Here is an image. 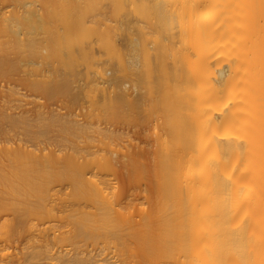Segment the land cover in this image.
<instances>
[{"label":"bare ground","instance_id":"bare-ground-1","mask_svg":"<svg viewBox=\"0 0 264 264\" xmlns=\"http://www.w3.org/2000/svg\"><path fill=\"white\" fill-rule=\"evenodd\" d=\"M27 1L30 2L0 0V82L7 88L0 90V244L5 246H0V251L4 252L13 242L20 247L24 226L30 219L57 217L46 203L49 188L42 193L50 180L71 182L73 197L87 200L92 210H72L71 215L67 212L72 227L58 234L51 229L49 238L52 236L54 241L43 236L48 235V228L38 229L43 232L40 237L39 233L35 235L40 244H30L34 249L29 247L26 252L22 251L23 246H16L18 253L12 257L2 252L5 258L0 252V264H114V259L106 255L108 252V258L103 252L102 258L95 254L92 257V251L86 252L75 240L102 239L103 251L112 246L116 249L113 240L125 229L134 244L133 248L128 246V252L117 247L115 252L122 255L119 264H264V0H83L86 15L90 16L87 22L71 13L69 20L61 19L63 22L57 25L60 18L54 17L51 25L57 22V28L51 29L50 25L51 30L45 29L39 40L37 34L36 38L33 35L36 28L43 29L39 23L42 17L51 16L54 7L65 4L60 0H40L43 8L38 12L43 11L39 14L35 11L37 5L34 10H30L33 6L28 9ZM43 4H47L46 12ZM69 6L76 8L67 5L68 11ZM121 15L125 19L128 16V20L120 19ZM115 17L114 21L120 23H114ZM120 31H126V37ZM40 32L37 33L41 35ZM117 39L126 42L122 44H127L129 52L116 44ZM49 43L51 56H57L60 47L71 48V58L60 60L71 72L76 61L72 47L86 48L89 59L97 44L117 60V71H122L123 76H134L141 89L135 86L146 92H142L146 102L140 93L137 96L141 100L133 99L130 93L128 96L122 75H116V83L109 80L116 85L115 91V86L111 87L112 95L110 87L106 91L101 85L103 93L109 96V92L112 99L111 103L105 101L108 99L103 94V102L108 103L116 117L132 118L142 111L156 116L154 124L149 122L155 132L147 130L148 135H156V141L151 139L154 149L134 144L130 148H136H129L126 154L130 160L125 163L127 168L138 174L147 170L151 177L145 205L138 207L137 218L120 210L115 201L118 192L109 194L112 185L103 176L106 171L116 170L111 142L124 134L128 136L129 129L123 128L127 135L119 129L123 124L120 127L118 122L115 128L110 123L99 127L103 133L100 139L92 132L89 139L81 141L73 133H83L84 122L68 119L69 112L64 119V111L58 115L56 108L48 111L50 104L34 105L33 100V105L28 101L31 107L25 106L27 102L22 104L30 90L33 93L29 96L46 94L50 95L48 98L59 89L69 91L67 76L60 80L48 76L46 81L32 78L42 66L35 64L34 70L29 63L35 60H30L40 55L39 45L46 48ZM119 48L129 57L132 55L133 60L125 61ZM26 56H31L30 62ZM35 59L37 63L39 60ZM25 61L26 68L27 64L30 66L28 71ZM45 76L44 72L42 79ZM19 85L28 88L23 89L26 92L22 95L28 92L24 101ZM94 93H98L96 89ZM146 125L144 130L148 129ZM143 129L130 132L140 134ZM99 131L97 135H101ZM143 134L145 137V131ZM138 137L142 140V135ZM94 138L97 142L104 140L107 150L102 156ZM86 139L89 141L84 143ZM66 238L72 252L68 247L64 249L67 252L53 248L52 242L59 244ZM42 259L48 261L41 262Z\"/></svg>","mask_w":264,"mask_h":264},{"label":"rangeland","instance_id":"rangeland-1","mask_svg":"<svg viewBox=\"0 0 264 264\" xmlns=\"http://www.w3.org/2000/svg\"><path fill=\"white\" fill-rule=\"evenodd\" d=\"M30 2H28L27 1V3H28V5H29V3H30V7L29 6H27V8L28 9H30L32 6V8L30 9V10H34L33 8H36V7H38V8H36V9H38V10H36L35 9V11L36 12H38L40 9L39 8H41L42 6V4L40 5V3H41V1L40 0H29ZM47 0H43L42 1V3L43 2H46ZM54 1V3L56 2L55 0H53ZM60 1H62L64 4H65V7H62V6H60V5H58L57 7H59V8H55L54 7V9H55V11L53 12L52 10H49V8H51V7H49L47 10H49L51 13L53 12V14H51L49 11V13L51 14V16H46V15H44L42 18L40 17V18H36L37 20H39V19H42L41 21H42V23L41 22H39L40 24H42L41 26H43V29L41 30L40 28L41 27H39V28H36L37 30H36V32H35V34L33 35V37H37L36 36V34L38 35V40H39V37H41L42 35L44 36V30L46 29V30H48V31H50L52 28H54V27H56L54 24L55 23H57L58 22V24L57 25H59V22L61 23V21L63 20V21H66V20H69V18L71 17V13H72V17H74V18H77V19H79V20H81V21H88L90 18V16L89 15H86V12H85V8H84V1L83 0H60ZM51 2H52V0H51ZM104 2V1H103ZM47 3V2H46ZM49 3H50V1H49ZM57 3H58V1H57ZM74 3H77V4H74ZM105 3V2H104ZM45 4V3H44ZM43 4V5H44ZM71 4H73V5H76V8L75 9H72L70 6H69V8H71L69 11H68V9L66 8L67 7V5H71ZM103 4V3H102ZM106 4V3H105ZM104 4V5H105ZM108 4V3H107ZM27 5V4H26ZM34 5H37L36 7L34 6ZM39 5V6H38ZM47 5V4H46ZM46 5H44V11H45V6ZM48 6H49V4H48ZM106 8H107V10H108V7H109V4H108V7L107 6H105ZM26 8V9H27ZM43 8V7H42ZM27 9V10H28ZM52 9V8H51ZM109 9H110V7H109ZM102 10H103V7H102ZM106 10V11H107ZM43 11V9L40 11V13L39 14H41V12ZM103 11H105V9L103 10ZM110 11V10H109ZM46 12V11H45ZM45 12H44V14H45ZM89 13V12H88ZM109 13L110 12H108V14H107V12H106V14L105 15H109ZM43 14V13H42ZM49 14V15H50ZM132 14V13H131ZM131 14H128V15H131ZM104 15V16H105ZM123 15H125V14H123ZM123 15H121L122 16V18H120V16H119V18L120 19H122V20H128L127 18H128V16H126L127 18L125 19V17L123 18ZM127 15V14H126ZM89 16V17H88ZM112 15H109V17H111ZM54 17H56V18H60V20H58L57 22H55V23H53L52 25H54L53 27H52V25H51V23L53 22V21H55V18ZM107 17V16H106ZM105 17V18H106ZM109 17H108V19H109ZM133 16H131L130 17V19L132 18ZM112 18H113V16H112ZM118 18V19H119ZM33 19H35V18H33ZM62 19V20H61ZM111 19V18H110ZM107 20V19H106ZM114 20H117L116 19V17H115V19H113V21ZM62 21V22H63ZM71 21V20H70ZM69 21V22H70ZM108 21V20H107ZM120 21V20H119ZM119 21H114V23L115 22H119ZM109 23H112L111 21H109ZM113 23V24H114ZM120 23V22H119ZM67 24V23H66ZM84 24V23H83ZM50 25H51V29H50ZM60 26H58V28H59ZM48 28V29H47ZM57 28V27H56ZM61 28H63L62 26H61ZM50 29V30H49ZM60 29V28H59ZM64 29H65V26H64ZM45 30V31H46ZM63 29H61V31L60 30H58V31H60V32H62V33H64V31L65 30H63ZM30 31H31V29H30ZM39 31H41L40 33H41V35H39L38 33H39ZM134 31V30H133ZM133 31H131V32H133ZM38 32V33H37ZM83 32V31H82ZM119 32V31H118ZM121 32V31H120ZM126 32V31H125ZM124 32V33H125ZM46 33V32H45ZM50 33V32H49ZM84 33V32H83ZM122 33V32H121ZM124 33H122L123 35H124ZM127 33V32H126ZM134 33V32H133ZM121 35V34H120ZM125 35H127V34H125ZM124 35V36H125ZM132 35H134V34H132ZM31 36V35H30ZM46 36V35H45ZM126 37V36H125ZM124 37V38H125ZM50 38V37H49ZM116 38H123V36L122 37H119V36H117ZM40 39H42V37L40 38ZM126 39V38H125ZM47 40H48V37H47ZM117 40H119V41H117ZM117 40H115L117 43V45H118V43H120V48L122 49H124V50H127V48H126V46H127V44H122V43H124L125 41H123V40H121V39H117ZM42 41V40H41ZM127 42L129 41V39H128V36H127V40H126ZM38 42H40V41H38ZM45 42H49V41H45L44 40V43ZM37 43V42H36ZM41 43V42H40ZM46 43V44H47ZM52 43V42H51ZM94 43H96V42H94L93 41V44ZM126 43V42H125ZM129 43V42H128ZM39 45V44H38ZM37 45V46H38ZM42 45V44H41ZM41 45H39L38 47L40 48H38V51L37 52H39L40 51V55H37V56H35V57H37V59L39 60L37 63L35 62L36 61V59H35V57L33 58V56H32V60H30L31 62L33 61V60H35V61H33V62H35L34 64H33V62L32 63H29L30 61H29V57L31 58V56H26L25 58H27V59H25V60H28L27 61V63H29V65L30 64H32L31 66V68H33V65H35V64H37L38 65V63H41V68L43 69H41L40 68V65H38V67L42 70H40V69H36L35 70V66H37V65H35L34 66V70L39 74V75H37L38 77H36V74H35V77H32V78H39L40 80H47V78H48V76H49V78H51V79H56V80H60L63 76L64 77H66V78H69L68 80H69V82H68V90L69 91H63V92H59V91H62L63 89H59V91L57 92V93H55L54 94V97H52L51 96V98H48L47 96H50V95H46V94H41V96L39 95V96H36L37 98L38 97H40V98H35V96L34 97H32V96H29V95H31V90H30V94H28V96H26L27 95V93H25V94H23L22 95V93H24V92H26V90L28 89L27 87H25L24 85H21L22 86V88H20V89H22L21 91L17 88V90L18 91H20V98L22 99L24 96H26V97H24L25 98V101H24V98L22 99L24 102H22V104H24L25 105V103H26V105L25 106H29V107H31L32 105H33V103H34V105H36V103H40V105H41V103H43V107L44 106H46V104H50V105H48V111H49V109L50 110H52V108L54 109V108H56V110H57V112H55L54 110V112L55 113H57V115H58V113L59 114H61L63 111V113L61 114L62 116H63V118L65 117V113L67 112V114H69V115H66V117H69L70 115V118H68V119H79V124H80V121H82V122H84V123H82V124H84V125H82V127H83V129H82V132L83 133H80L81 132V130H80V132L79 133H77V134H79V135H75V133H73L72 135L75 137V139H79V140H81V141H83L82 139H84V138H86L87 136L89 137L90 135H91V133L93 132V134H96V137L97 136H99V137H97V138H99L100 139V136H102L103 137V133L102 132H100L99 131V129L100 128H104L105 127V125H111L112 124V126L114 125V127L116 128V126L118 125V122L120 123L118 126H120V125H122V128H119L120 130H125L124 132L126 133V130L127 129H129L128 131V133H129V135L131 136V137H129V135L128 136H126L125 134L123 135V134H121L120 136H122V138L120 137V139H117L116 140V138L111 142V144H110V149H112L113 151H114V153L112 154V157L114 158L115 157V159H113V162H115L116 161V163H114L115 164V167H116V170L113 172V171H111V172H108L107 173V171H106V174L105 175H103V176H105L106 178H108V181L110 182V185H112V190L110 191V195H112L113 193H116V192H118V193H116V195H115V201L116 202H119V207H120V210H121V208H122V210H124V211H127V212H129L130 214H132L133 215V217H136V215H137V212H138V207L139 206H141V205H145V202H146V198L144 197V196H146L148 193H149V189H150V174L147 172V170H143L142 172H139V174L136 172V170L135 171H131V169L130 168H127L126 167V165H125V163L127 162V163H129L130 162V160H129V162L127 161V159H129L128 158V156L126 155L127 154V151L129 150V148H130V146H134V144H136L137 146L138 145H141V146H144L145 147V149H146V147H147V149L148 150H152V149H154V143H152V138H153V141H156V135L155 134H153L154 132H155V130H154V128L155 127H152L153 125H151V123H153L154 124V117H156L155 116V114L154 113H151V112H149V111H146V112H140V113H138V115H136V116H133L132 118L131 117H129L128 116V118H118V117H116L111 111H110V109L108 108V106H107V102H103V99H104V93H103V88H101V85L102 86H105V90L106 89H109V87H110V90H109V92L111 93V95H112V91H111V87H113V86H115V88H113L114 89V91H115V89H116V85H111L112 83L113 84H115L116 83V81L117 80H113V79H115L116 78V75H122L121 77H124V78H122V82H124L123 83V85L124 84H126V85H124V86H127L128 88H125L126 90H128L127 92H128V96H129V93L131 94L130 96H134V98L133 99H136L135 97H137L138 98V96H137V94L138 93H140V95L142 96V94L145 92V91H143L144 89V87H142V91L140 90L141 89V85H139V84H137V80L135 79H133L134 78V76H127L125 73V76H123V73H122V71L121 72H119V71H117L116 70V68H118L117 67V60L115 59V58H113V57H110V54H109V56H108V54H106L102 49L100 50V48H99V46H97V44H95V45H93V48H94V50H93V52L91 53V51H90V53L91 54H93L94 53V56L92 57V58H87L86 57V51H87V49L85 48V49H79L78 47H76V46H74V47H72V50H74V52H73V56L76 58V61H75V63H74V66H73V71L71 72V71H68L69 69H67V67H64L65 65L63 64V63H61L60 62V60H61V58L63 59H65V60H69L70 58H71V54L69 53L70 52V49L71 48H69V49H67V48H63V47H60L59 48V51H58V54H57V56H51L50 54H48V50L49 49H51L49 46H51L52 44H48V45H46V48H45V45L43 44V46H41ZM121 45H123L122 47H121ZM126 45V46H125ZM128 46H129V44H128ZM149 46V45H148ZM150 46H151V44H150ZM48 47H49V49H48ZM119 47V46H118ZM41 48L42 49H45V50H41ZM119 48V49H120ZM128 48H130V47H128ZM120 49V50H121ZM46 51V52H45ZM122 51V53L124 52L123 50H121ZM128 52H129V49L127 50ZM127 51H126V53H127ZM42 52V53H41ZM130 52L132 53V51H131V48H130ZM89 53V52H88ZM130 53V54H131ZM124 54V53H123ZM129 54V55H130ZM133 54V53H132ZM40 56V57H39ZM128 56V53H127V55L126 54H124L123 55V58H124V60L125 61H128L131 57H132V55L128 58L127 57ZM126 57H127V59H126ZM134 57V56H133ZM131 60H133V59H130V61ZM129 62V61H128ZM28 64H27V66H28V68H26V61H25V68L27 69V71H28V69L30 70V66H29ZM24 67V66H23ZM37 68V67H36ZM25 69V70H26ZM121 69V68H120ZM38 70V71H37ZM40 70V71H39ZM45 70V71H44ZM122 70V69H121ZM27 71H25L24 73H28ZM23 72V71H22ZM31 71H29V73H30ZM44 72H45V78H43L42 79V77H44ZM24 73H20V75H22L23 77H25V78H27V77H30V75L29 74H27L26 76H25V74ZM32 74L31 75H33V73L34 72H31ZM43 74V75H42ZM41 75H42V77H41ZM110 77H112V79L110 78ZM114 77V78H113ZM121 77L119 78L118 76H117V79L119 78V79H121ZM133 77V78H132ZM94 79V80H93ZM97 79V82H95V80ZM104 81H102V80ZM108 79V80H107ZM49 80V79H48ZM99 80H100V83H99ZM107 80V81H106ZM111 80H113L114 82H112V83H109ZM102 81V82H101ZM105 81H106V83H105ZM119 81H121V80H119ZM133 81H137L136 83L135 82H133ZM93 82H95V83H93ZM109 84H108V83ZM121 82V83H122ZM97 83H99V86H100V88H99V86H98V84ZM103 83H104V85H103ZM120 83V84H121ZM134 83V84H133ZM95 84L97 85L96 87H95ZM106 84V85H105ZM118 84V83H117ZM135 84H137V85H139L138 87H140V89L137 87V85L135 86ZM2 85V83L0 82V90L1 89H3V90H7V88L4 86H1ZM6 85V84H5ZM94 87H93V86ZM108 85H110V86H108ZM123 85H121L122 87H124ZM11 86H12V84H11ZM20 86V85H19ZM20 86V87H21ZM118 87H119V84L117 85ZM143 86V85H142ZM107 87V88H106ZM27 88V89H26ZM93 88H94V90H93ZM120 88V87H119ZM118 88V89H119ZM23 89H26L25 91H23ZM95 89H96V91L98 92V93H94L95 92ZM101 89H103V90H101ZM118 89H117V91H118ZM93 90V91H92ZM99 90V91H98ZM146 90V89H145ZM101 91V92H100ZM107 91V90H106ZM100 92V93H99ZM109 92H108V95L109 96H106L105 95V98L106 99H108V100H105V101H108V102H110V100L112 101V99L110 98V94H109ZM143 92V93H142ZM33 93V92H32ZM106 94H107V92H105ZM114 93V92H113ZM116 93V92H115ZM115 93H114V95H115ZM146 93V92H145ZM99 94H101V96L99 95ZM104 94V95H103ZM117 94V93H116ZM136 95V96H135ZM140 95H139V98L138 99H140L141 100V98H140ZM116 96V95H115ZM145 96V95H144ZM42 97V98H41ZM45 97V98H44ZM114 97V96H113ZM29 98V99H28ZM31 98V99H30ZM142 98L144 99V97L142 96ZM36 99V100H35ZM41 99V100H40ZM131 99H132V97H131ZM33 100V103L31 102V101ZM115 100V99H114ZM145 100V99H144ZM143 100V101H144ZM147 100V99H146ZM146 100L144 101V102H146ZM31 102L32 103V105H31V103L29 104V102ZM39 101V102H38ZM142 101V102H143ZM111 103V102H110ZM112 103H114V102H112ZM29 104V105H28ZM53 104V105H52ZM59 104V105H58ZM145 105H147V103H145ZM144 104H143V106H145ZM54 106V107H53ZM60 106L62 107V108H60ZM47 107V106H46ZM46 107H45V109H46ZM146 107V106H145ZM62 109V110H61ZM60 110V111H59ZM61 112V113H60ZM69 112V113H68ZM65 119V118H64ZM67 119V118H66ZM67 119V120H68ZM76 119V120H77ZM81 119V120H80ZM151 120L153 121V122H151ZM62 121H63V119H62ZM149 122H151V123H149ZM111 123V124H110ZM127 124V125H126ZM131 124H133V125H131ZM146 124H148V129H146V130H144L145 129V126H147ZM116 125V126H115ZM124 125L125 126H127V127H124ZM145 125V126H144ZM150 126L152 127V128H150ZM100 127V128H99ZM121 127V126H120ZM143 127H144V129H143ZM118 128H117V130H118ZM123 128H127V129H123ZM147 128V127H146ZM98 129V130H97ZM113 129V128H112ZM132 129V131H133V133H135V131H138V130H140V129H143V133H144V131H145V137L146 136H148L149 137V141H148V137L147 138H145L143 135V133H140V134H134V135H136V137L133 135V133H132V131L130 132V130ZM138 129V130H137ZM149 129H151V130H149ZM96 130H97V133H96ZM119 130V131H120ZM147 130L149 131V133H151L153 130V135L152 134H149L148 135V132H147ZM95 131V132H94ZM98 131L100 132V134L101 135H97L98 134ZM122 131V132H123ZM121 132V133H122ZM140 132V131H139ZM115 133H116V131H115ZM119 134H120V132H118ZM132 133V134H131ZM90 134V135H89ZM117 134V133H116ZM138 135L141 137V135H142V140H141V138H139L138 137ZM84 136V137H83ZM152 136V137H151ZM73 137V138H74ZM83 137V138H82ZM87 137V138H88ZM91 137H93V136H91ZM101 137V138H102ZM115 137V136H114ZM139 139H138V138ZM90 138V137H89ZM88 138V139H89ZM97 138H94L95 139V143L97 142L96 140H97ZM145 138V139H144ZM1 140V139H0ZM79 140H77L79 143L81 142V141H79ZM86 141H89V140H85L84 141V143H86ZM90 141H91V139H90ZM102 141H104V140H102ZM101 140H99L97 143H96V147L97 148H99V145H100V153H102L100 156H102L103 154H104V151H106L107 150V147H106V149H105V147L103 146V142H102ZM144 141V142H143ZM146 141V142H145ZM149 142V144H147L148 142ZM2 143H4L3 141H1ZM2 143H1V145H2ZM83 143V142H82ZM90 143H93V141L92 142H90ZM128 143H130V144H128ZM97 144H98V146H97ZM131 144H133V145H131ZM154 144V145H153ZM152 145V146H151ZM151 146V147H150ZM104 147V148H103ZM139 147V146H138ZM137 147V148H138ZM143 147V148H144ZM153 147V148H152ZM133 148H136V146L135 147H133ZM132 148V149H133ZM141 148V147H140ZM103 149H105V150H103ZM131 148H130V150H132ZM97 151H99V149H97ZM113 151H111V152H113ZM64 152V151H63ZM63 152H62V154H63ZM59 153H61V152H59ZM59 153H56V154H58V155H62V154H59ZM99 153V152H98ZM114 154H115V156H114ZM98 157H99V154H98ZM116 158L118 159V160H116ZM131 167V166H130ZM59 169L61 168V167H58ZM57 169V168H56ZM132 169H134V168H132ZM94 170H96V169H94ZM138 171V170H137ZM102 172H104V170L103 171H101V173ZM103 174V173H102ZM3 184V183H2ZM2 184H0V189H1V187L3 186ZM49 188V190H48V193L46 194V203L48 204V206L51 208V206H52V208H53V210L51 209V211L52 212H54L56 215H57V217L56 218H54V219H42V218H40V217H38V218H32V219H30L27 223H26V225L24 226V232L22 233V235H23V239H22V243H21V245H20V247H24L25 246V250H23V247H22V251L23 252H26V250H28L29 251V247L31 246L30 244H32V243H36L37 241H36V239L35 238H37L38 236L40 237V235L41 234H43V232L42 231H40V233H39V231H38V229H41V228H44V227H46V228H48V231L45 229V231L46 232H48V235H43V236H48V239L49 240H52L53 239V237L51 236V234L53 235L54 233H51L50 234V238H49V232H51V229H52V231L54 232L55 231V233H59L60 231H61V233L65 230H67L68 231V229L67 228H69V227H72V225L70 226L69 225V222L68 221H70V216L69 217H67V212H69L68 214H70V212H72V210L74 211V210H77V209H80V210H82V209H84V210H87V208H89L88 210H92V208H90V203L87 201V200H85V199H83V198H80V199H77V198H74L73 197V194H72V192H73V186H72V184H71V182H69L68 180H61V181H56V180H50V181H48L47 183H46V188H45V191H43L42 193H45L46 192V190ZM92 207V206H91ZM118 207V208H119ZM78 211V210H77ZM124 211H122V212H124ZM74 212H76V211H74ZM74 212H72V213H74ZM71 213V214H72ZM125 213V212H124ZM70 214V215H71ZM127 214V213H126ZM130 214H128L129 216H130ZM67 217V218H66ZM131 218H129V219H132V216H130ZM137 218V217H136ZM136 218H134V219H136ZM68 220V221H67ZM55 229V230H54ZM44 231V232H45ZM45 232V233H46ZM1 233V232H0ZM39 233V234H38ZM44 233V234H45ZM57 233V234H58ZM66 233V232H65ZM38 234V236L36 237L35 235H37ZM69 233L67 232V234L66 235H68ZM33 235L35 236V237H33ZM66 235H64V233H63V235L62 236H66ZM70 235V234H69ZM0 236H1V234H0ZM42 236V235H41ZM58 237L60 236V235H57ZM42 238V237H41ZM41 238H39V239H41ZM68 238V237H67ZM64 239V241L62 242V241H60L59 242V244H60V246H58L59 244H57V242L55 241V243L57 244V246H55V243L54 242H52V241H54V240H52L51 242H52V245H54L53 246V248L54 249H56V247H57V249L59 248L61 251H62V249L64 250V249H66L67 247H68V245L67 244H69V242H68V239ZM38 239V240H39ZM71 239V238H70ZM40 241V240H39ZM49 242V241H48ZM75 242H76V244L78 245V246H80L82 249H87V250H85L86 252L89 250V252H90V250L92 251V253H91V255H93L92 257H94V254L98 257V256H100L101 257V255H103V253H104V255L103 256H105V254L106 255H108V257H110V259H114V261H116V262H114V261H112V260H110V261H112V263H116V264H119V259H120V255L118 256V254L115 252V250L117 249V247L119 248H123L124 250L125 249H128V250H126L127 252L128 251H131L130 249H131V247L133 248V240H131V238L129 237V235H128V233H127V230L125 229L124 231H123V233L120 235V237L118 238V239H114L113 240V243L115 244V246H116V249H114L113 248V246L111 247V248H109V249H105L104 251H103V249L104 248H102L103 246H105V243L103 242V240L102 239H97V240H94V241H91L90 239H85V238H80V237H78V238H76V240H75ZM38 243L40 244L41 243V241L40 242H37L36 243V245H38ZM54 243V244H53ZM62 243V244H61ZM64 243V244H63ZM1 244H3V243H1ZM0 244V246H2V247H5V246H3V245H1ZM51 244V243H50ZM71 244V243H70ZM69 244V247H70V249H72L71 248V245ZM74 244V243H73ZM73 244H72V246H73ZM75 244V245H76ZM19 245V244H18ZM35 245V246H36ZM51 245V246H52ZM64 245V246H63ZM16 246H17V243H10L9 244V247L7 248V249H5L4 250V252H3V250H2V252L4 253V254H8L7 255V257H9V255H11L10 257H12V256H14L15 254H16V252L18 251V249H21L19 246H17L18 247V249L16 248ZM28 246V247H27ZM35 246H33L32 245V247H35ZM61 246H63V247H61ZM128 246H131V247H129L128 248ZM26 247H27V249H26ZM69 247L67 248V250L69 249ZM74 247V246H73ZM124 247H126V248H124ZM31 248V247H30ZM1 249V248H0ZM31 249H34V248H31ZM31 249H30V251H31ZM69 249V250H70ZM122 249V250H123ZM67 250H64V252H67ZM52 251V250H51ZM55 251H59V250H54L53 252H55ZM73 251V250H72ZM71 250H70V252H72ZM1 252V251H0ZM1 252V253H2ZM69 252V251H68ZM101 252H103L102 254H100ZM117 252H119L118 250H117ZM122 252H124V251H122ZM0 253V255L2 256V254ZM18 253V252H17ZM130 253V252H129ZM3 254V255H4ZM87 254V253H86ZM100 254V255H99ZM117 254V255H116ZM126 254V253H125ZM124 254V255H125ZM128 254V253H127ZM119 257L118 259H117V257ZM129 255V254H128ZM102 256V257H103ZM113 256V257H112ZM122 256V255H121ZM126 256V255H125ZM133 256V255H132ZM4 257L5 258H7L6 257V255H4ZM42 257V256H41ZM96 257V258H97ZM99 257V258H100ZM101 257V258H102ZM105 257H107V256H105ZM107 257V258H108ZM115 257V258H114ZM43 258V257H42ZM44 258H45V256H44ZM129 258H130V256H129ZM133 258V257H132ZM0 259H2V257H0ZM117 259V260H116ZM36 260V259H35ZM43 260H46V261H48L47 259H42V260H40L41 262H43ZM118 261V262H117ZM0 263H1V260H0ZM144 263V262H143ZM145 264H148V262L146 263L145 262Z\"/></svg>","mask_w":264,"mask_h":264}]
</instances>
